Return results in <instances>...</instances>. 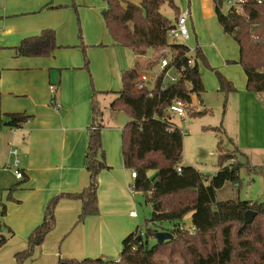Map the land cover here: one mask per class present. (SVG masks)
Segmentation results:
<instances>
[{
    "label": "crops",
    "instance_id": "0c3cea01",
    "mask_svg": "<svg viewBox=\"0 0 264 264\" xmlns=\"http://www.w3.org/2000/svg\"><path fill=\"white\" fill-rule=\"evenodd\" d=\"M119 1L123 7L127 3H140V0ZM183 1L174 0V4L180 5L178 14L189 13V37L184 45L198 48L207 60L217 49L238 64L239 53L236 57V53L230 52L235 41L223 32L212 0H188L186 10ZM105 9L103 0H0V112L31 117L20 129L0 130V209L5 207V216L0 219L4 220V227L12 230L11 237L24 241L42 223L48 204L58 198L54 229L38 246L42 252L43 248L47 250L52 264L61 257L118 260L123 239L134 232V219L128 214L135 206V196L129 193L132 180L121 155L124 121L110 109L117 97L122 65L112 51V46L119 45L106 29L102 17ZM43 30L55 32L58 49L50 57L16 56L15 48L23 39L37 36ZM82 43L100 50L87 52L89 70L84 68L79 49ZM237 48L239 51L238 45ZM219 69L236 89L226 98L225 133L231 147L249 162L252 155L264 153L263 95L246 90L245 73L241 79L224 65ZM198 72L203 87L213 91L204 71ZM50 86L56 89L55 107L50 103ZM94 90L99 92L95 100L102 112L101 138L107 169L97 178L98 215L80 222L81 201L66 195L81 193L89 184L86 149L93 121ZM194 104H198V111H207L202 101H193ZM188 127L187 122L179 125L190 132ZM249 165L256 166L250 162ZM15 170L23 174L22 180L14 177ZM228 184L219 190H229Z\"/></svg>",
    "mask_w": 264,
    "mask_h": 264
},
{
    "label": "trees",
    "instance_id": "16d2710c",
    "mask_svg": "<svg viewBox=\"0 0 264 264\" xmlns=\"http://www.w3.org/2000/svg\"><path fill=\"white\" fill-rule=\"evenodd\" d=\"M103 1L106 9L102 11V17L109 35L117 45L129 49L138 59L146 56L148 51L158 53L168 49L177 66L185 63L187 47L167 41L166 29L171 23L160 13L161 6L166 4L178 15L174 0H140L139 5L127 3L125 7L119 0ZM226 1L212 0L218 23L239 47L238 64L246 75V90L253 94H264V0H244L240 14L231 9L223 13L221 6ZM56 49L55 32L43 30L37 36L23 39L15 48V53L18 57L45 58L50 57ZM194 53L203 64H207L198 48ZM83 56L84 68L87 69L88 61ZM159 58L144 67L137 61L132 68L122 71V88L110 104V109L125 111L130 118L121 131V155L124 168L136 172L135 190L142 193L151 207L148 222L153 225L173 223V227L167 230L173 238L162 244H156L155 241L150 246L149 239L155 240L157 231L146 228L141 236L136 229L123 239L118 260L87 258L80 261L59 260L58 264H264V202L218 201L216 198L217 190L226 183L234 188L240 185L241 169L246 168L254 174L261 171L252 170L246 156L236 148L235 152L245 159V163L226 154L222 140L217 144V171L209 179L192 166H182L184 135L178 128L169 130L165 110L176 99L184 103L191 102L185 92L184 82L191 84L192 94L199 98L204 87L196 65L187 69L178 83L167 86L165 90L160 89L159 82L152 91L139 90L136 86L139 73L151 69ZM216 76L219 91L225 98L236 91L230 81L219 73ZM95 95L93 91V121L86 149L89 184L81 193L66 195L67 198L81 201L80 222L98 215L97 178L102 170L107 169L101 138L102 112ZM55 99L56 89L50 99L54 107ZM187 114L189 117H202L207 111L192 107L187 108ZM30 119L24 113L0 112V130L20 129ZM203 130L222 136L225 134L219 132L220 128ZM178 166L181 168L179 173ZM57 201L58 198H55L48 204L42 223L28 236L27 248L15 254V264H23L54 229V207ZM248 211L255 213L250 224L244 221V214ZM4 216L5 207L1 206L0 218ZM187 218L194 228L193 232L185 228L184 221ZM4 229L0 219V248L12 236L11 230H7V235H4Z\"/></svg>",
    "mask_w": 264,
    "mask_h": 264
},
{
    "label": "rangeland",
    "instance_id": "374dc122",
    "mask_svg": "<svg viewBox=\"0 0 264 264\" xmlns=\"http://www.w3.org/2000/svg\"><path fill=\"white\" fill-rule=\"evenodd\" d=\"M187 6H188V0H184L183 1L184 10L187 9ZM176 7L180 9L179 4H177ZM221 11L223 13L228 11V7L226 3L222 4ZM160 13L164 17H166L170 21V23H174V19L175 17H177L174 10H172L166 4L161 6ZM78 31L80 33V28ZM186 41L187 40L182 42L179 41V42H181V44H185ZM231 41L233 42V40ZM193 43H195V41H193ZM233 43L234 45L233 48L230 50V52H233V54L236 53V57H238L239 51L237 45L235 44V42ZM79 49L81 54L85 55L87 60L89 59L87 52L92 51L93 49L94 51L97 52L100 51L96 48H87V45H83V43L82 45H79ZM112 51L115 53L116 59L118 60L119 64L122 65V69H121L122 71L131 68L133 63L137 61H139L144 67L146 66L147 63H151L154 61L156 62V59L159 56V53L157 52L148 51L147 55L144 56L143 58L138 59L135 57L134 59L133 58L134 54L129 49L121 46H116V47L112 46ZM209 58L210 59L207 60L205 57L207 64H203L199 60L197 65L200 72L204 71L205 75L207 76V80L209 84H211V86L213 85L212 87L213 91L204 88V92L200 95V98L197 97L196 95L193 96L194 102H199V101L203 102V105L207 109V114L202 117H189V116L187 117L186 121L189 124L188 130L190 132L184 134L183 136V154H182V163L184 164V166L194 167L197 171H199L202 174V176L207 177L208 179L212 176L213 172L217 170V163H216L218 156L217 144L219 140L223 141L222 147L226 154L231 155V157H233L234 160L238 159L241 162L245 163V159H243L242 156L240 157L239 154L235 152V148H232L231 145L229 144V140H228L229 138L227 137L226 133L224 134V136H222L217 132L215 133L212 131L209 132L203 130V128H220L219 132L226 131L224 121L226 120L225 118H226L227 99L225 98L224 94L219 91V85L216 74L219 73L224 78L226 77L219 68L222 65H224L227 67V69H232L231 73L233 75L240 76L241 79L245 78L242 67L239 64H235L234 62L236 61L235 59H232V57H224L222 53H219L217 49H214V52H211L209 54ZM92 80L91 83H93ZM121 88H122V83H121V73H120L117 78V92H119ZM94 92L96 95L97 93H99L95 90ZM109 94L112 95V93ZM193 107L197 109L198 104H194ZM115 112L117 114L119 113L122 120L124 121L123 124L125 126V124H127V122L130 120L128 114L125 111H115ZM175 122L176 124L181 125L179 121L175 120ZM253 129L256 130L257 129L256 126H253ZM259 144L261 143L257 142V145ZM248 159L250 164L256 165V166H250L252 167V170L254 171L259 170L261 172L254 174V173H249L246 168L241 169L239 172L240 185L237 188H234L233 186H231V184H228L227 187L229 190H219V192L217 193L218 200L223 201L226 199H232L234 201L240 200V201L264 202V153H259V155L257 156L254 154L251 156V158ZM134 203L135 206L133 210L136 212V217L133 218L134 219L133 231L137 229L138 231L144 233L146 228H149L151 230H156L157 232H160V231L170 230L173 227V223L160 222L153 225L148 222L151 218V207L146 203L145 198L143 197L142 194H138L135 196ZM1 222L4 225V220L3 221L1 220ZM184 224L186 227H189L190 220L186 219L184 221ZM5 229L6 232H3V234L7 235L8 229L6 227ZM153 244H155V240L149 239V245L151 246ZM27 246H28V237L24 241L19 237L18 238L15 236L11 237L8 240V242L0 248V264H13L15 254L21 252L22 250H25ZM61 260L69 261L73 259H64L61 257ZM35 261L36 263L38 261L40 264H52L51 257L50 255H48L47 250L45 248H43V252H42V249L36 247L33 250L31 256L28 259H26L23 262V264H32ZM54 264H58L57 260H55Z\"/></svg>",
    "mask_w": 264,
    "mask_h": 264
},
{
    "label": "built area",
    "instance_id": "2783aa9c",
    "mask_svg": "<svg viewBox=\"0 0 264 264\" xmlns=\"http://www.w3.org/2000/svg\"><path fill=\"white\" fill-rule=\"evenodd\" d=\"M226 5L228 10H234L235 13L240 14L242 12L241 5L244 3V0H227ZM189 17L188 11L178 14L174 23H171L166 29V38L169 43H178L179 41H185L189 37V29L187 27V20ZM181 42H179L181 44ZM184 45V44H183ZM186 46V45H185ZM187 47V46H186ZM195 49H190L187 47V51L184 54L185 63L181 65H176L174 63L173 54L169 52L168 49H162L159 53V60L151 69H145L139 73L136 86L139 90H149L152 91L157 82L160 83V89L165 90L169 85H175L182 78L183 74L187 69L193 68L198 64L199 59L196 58ZM155 69V71H154ZM186 94L191 98L190 103H184L181 100H173L170 105L166 108L165 113L168 115V122L170 124L169 130L172 131L176 128L184 135L187 134L184 129L179 128V125L176 124L175 120L179 121L181 125L186 124V119L188 117L187 108L193 107V96L191 84L184 82L183 84ZM50 92L53 94L55 92V87L50 86ZM151 94H149L150 96ZM263 95V104H264V94ZM196 109V108H195ZM197 110V109H196ZM15 154V152H14ZM17 161L14 163L16 167ZM181 171L180 166L177 167V172ZM130 179L132 183L128 185L129 193L134 197L141 192H137L134 186V180L136 179V172L130 170L129 172ZM14 177L17 180L23 179V174L19 170L14 171ZM128 216L130 218L136 217V212L132 210L129 212ZM190 232L194 231V228L190 225L186 227ZM140 235L143 236V232H140Z\"/></svg>",
    "mask_w": 264,
    "mask_h": 264
},
{
    "label": "water",
    "instance_id": "95a60500",
    "mask_svg": "<svg viewBox=\"0 0 264 264\" xmlns=\"http://www.w3.org/2000/svg\"><path fill=\"white\" fill-rule=\"evenodd\" d=\"M254 217H255V213L253 212H246L244 214V221L246 224H250L253 222L254 220ZM173 236L167 232V231H160V232H157L155 234V241H156V244H162L166 241H170L172 240ZM137 240L139 241L140 240V237L137 238ZM61 264H66V263H61Z\"/></svg>",
    "mask_w": 264,
    "mask_h": 264
}]
</instances>
